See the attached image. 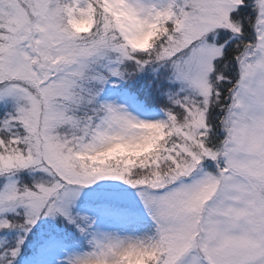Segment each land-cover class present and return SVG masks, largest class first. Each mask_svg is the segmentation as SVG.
<instances>
[{
  "label": "snow or ice",
  "instance_id": "obj_1",
  "mask_svg": "<svg viewBox=\"0 0 264 264\" xmlns=\"http://www.w3.org/2000/svg\"><path fill=\"white\" fill-rule=\"evenodd\" d=\"M0 264H264V0H0Z\"/></svg>",
  "mask_w": 264,
  "mask_h": 264
}]
</instances>
